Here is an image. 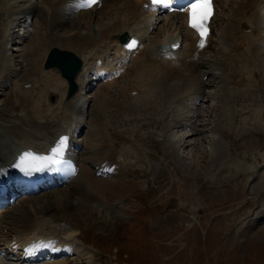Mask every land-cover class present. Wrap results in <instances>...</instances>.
<instances>
[{
  "label": "bare ground",
  "instance_id": "bare-ground-1",
  "mask_svg": "<svg viewBox=\"0 0 264 264\" xmlns=\"http://www.w3.org/2000/svg\"><path fill=\"white\" fill-rule=\"evenodd\" d=\"M82 1L0 0V11L23 5L25 20L30 15L38 19V29L32 33L25 57L14 62L8 61L3 66L4 76L0 80L1 94L14 80L18 81L21 72L33 77L25 82L27 88L20 87L17 91V97L29 103L30 109H23L20 114L10 116H4L0 110V200H3V203L0 202V264H82L80 262L87 259L86 264L96 263L95 254L89 252L88 246L78 238L79 227L71 221H64L69 223L67 225H63L64 222L61 224L58 216L50 214V209L76 210L79 214L86 210L99 211L102 208L99 199L107 200L109 194L118 195L119 189L115 185L123 175L120 174L124 167L123 152L126 148L110 152L106 148V141L101 142L100 134V137L96 136L98 132L94 134L92 129L87 136H82L88 127L87 94L99 81L102 83L96 99L102 109L106 108L117 87L134 107L146 109H150L158 98L166 94L174 95L180 89V95H174L177 97L175 102L188 113L180 123L184 128L183 134H172L170 141L178 152L193 146L195 149L191 151L198 157L205 154L212 160L217 156V143H210L207 150L202 143H189L195 139H192L195 133L188 131L200 119L204 107L202 99L206 83L202 80L204 73L201 68L207 63L201 62L200 58L209 48L212 35L207 37L205 46L200 48V38L189 27L187 13L164 15L152 8L148 0H99L92 7H82ZM225 4L226 30H230L232 35L226 33V38L218 37L220 47L225 49L223 52L228 50V57L233 62L242 58L243 53L238 51L236 54V51L243 47L247 59L241 64H254L256 68L253 69L263 71L260 76L256 70L235 72L234 69L239 67L227 63L228 72L232 71L229 74L234 77L232 90L243 92L239 94L247 95L249 100L256 103L259 100L254 93L258 89L262 99L259 103L264 105V0H227ZM30 6L35 9H26ZM98 11L100 15L96 14ZM215 17L211 18L210 23ZM94 19L96 27L92 23ZM30 25L23 23L17 27L20 26L24 33ZM11 28L12 25L9 31ZM236 28L241 31H236ZM64 29H69L71 33L62 35ZM154 29H157V33L151 37L150 32ZM20 30H17L18 34ZM235 31L241 40L236 46L232 44L236 41ZM13 34L10 31V39ZM122 34L126 35L125 42L120 41ZM56 41L65 42L64 45L76 50L82 59L81 69L75 77L77 91L68 99L65 98L66 81L57 69L40 67ZM133 42L134 45L129 47ZM241 43L243 45L240 46ZM162 46L165 49H161ZM211 65L209 71L222 68V72L225 69L224 64L219 68L216 63L213 64L215 68ZM252 82H259L255 85L257 89ZM258 117L264 125V114L255 113L254 118ZM242 122L253 126L245 119ZM256 126L257 122L254 121V130L245 133L256 131ZM61 137H66L67 141L63 150L57 153L54 149L59 147ZM263 145L264 142L257 143L258 147ZM26 153L31 154L27 157L36 164L26 170L17 168L19 160L27 158ZM258 155L251 164L263 162L264 168V156ZM57 158L69 162L76 170L75 175L64 181L57 172L51 171L56 167ZM241 161L234 165V169H228V166L222 168L227 169L232 178L252 176L256 170L247 167L249 156H244ZM257 172L252 190L256 197H261L264 192V169ZM69 189L79 194L77 199L69 195ZM41 193L47 194L36 197ZM17 197L21 198L15 202L12 198ZM6 204L11 207L4 211L8 206ZM262 220L264 204L252 225ZM247 227L251 228L249 225ZM83 245L84 249L81 250ZM70 256L75 257L69 260Z\"/></svg>",
  "mask_w": 264,
  "mask_h": 264
},
{
  "label": "rangeland",
  "instance_id": "rangeland-1",
  "mask_svg": "<svg viewBox=\"0 0 264 264\" xmlns=\"http://www.w3.org/2000/svg\"><path fill=\"white\" fill-rule=\"evenodd\" d=\"M226 1L216 0V17L211 25L209 48L200 58L201 62L208 64L201 68L204 73L202 80L206 83V97L202 99L204 107L200 119L188 129L195 133L191 137L195 139L189 143H202L206 150L210 143L219 145L214 159L211 160L205 154L196 156L191 151L195 149L193 146L178 152L170 141L172 134H183L184 128L180 123L188 113L175 102L177 97L174 95H180V89L174 95L166 94L158 98L150 109L134 107L119 87L111 95L106 108H100L96 96L101 81L87 94L88 127L82 136H87L92 129L94 134L98 132L96 136L100 134L101 142L106 141V148L110 152L126 148L123 152L124 172L121 171L120 175H123L115 185L119 189L118 195L109 194L107 200L99 199L102 205L99 211L86 210L79 214L76 210L75 213L73 210L53 207L50 214L58 216L61 224L71 221L79 227L78 238L88 246L89 252L95 254V264H264V220L252 225L264 204V192L261 197L254 195L253 179L257 171L264 168L263 162L251 164L258 154L264 156V145L261 146L263 148L257 146V143L264 142V125L260 117L254 118L255 113L264 114V105L260 104L262 99L255 86L259 82L251 83L257 89L254 94L259 101L256 103L249 100L247 95L239 94L243 92L232 90L234 77L229 74L233 72H228L227 63H234V66L239 67L234 69L235 72L242 73L255 71L253 68L256 67L247 62L241 64L247 59L243 47L236 51V54L238 51L243 53L236 62L228 57V50L223 52L225 49L220 47L218 37L226 38V33L232 35L230 30H226ZM23 7L0 11V80L8 61L14 62L25 57L31 37L38 29L35 16L30 15V22L25 20ZM27 8L35 9L33 6ZM96 14L100 15L99 11ZM23 23H32L24 33L20 26L17 27ZM92 23L95 26V19ZM9 24L12 25L11 34L14 32L11 39ZM236 31V41L232 42L235 46L241 41ZM68 33H71L69 29L61 32L62 35ZM156 33L157 29H154L150 36L155 37ZM64 43L56 41L51 47L70 50L81 58L76 50ZM215 63L218 68L225 65L224 71L221 72L222 68L209 71L211 64L215 68ZM255 72L259 76L263 73L260 70ZM19 76L18 81L14 80L0 94V110L4 116L17 115L31 107L17 97V91L27 88L25 82L33 77L25 72ZM252 118L257 122L256 131L245 133L254 130ZM242 119L253 126L244 125ZM244 156L250 158L247 167L251 166L256 171L252 176L245 175L242 179L230 177L224 168L228 166V169H234ZM67 191L77 199L79 194L75 190ZM43 194L47 193L36 197ZM73 257L70 256L69 260ZM87 261L80 263L86 264Z\"/></svg>",
  "mask_w": 264,
  "mask_h": 264
},
{
  "label": "snow or ice",
  "instance_id": "snow-or-ice-1",
  "mask_svg": "<svg viewBox=\"0 0 264 264\" xmlns=\"http://www.w3.org/2000/svg\"><path fill=\"white\" fill-rule=\"evenodd\" d=\"M95 0H87L88 4L94 3ZM155 3H164L167 7L168 0H154ZM213 15L212 0H192L188 10V24L189 27L196 30L200 36V47L204 46L205 37L208 34L207 24L211 16ZM129 45V47H132ZM67 138L61 137L58 141L59 147L54 149L55 152L60 153L66 145ZM31 154L26 153L25 156ZM55 162V161H53Z\"/></svg>",
  "mask_w": 264,
  "mask_h": 264
},
{
  "label": "water",
  "instance_id": "water-1",
  "mask_svg": "<svg viewBox=\"0 0 264 264\" xmlns=\"http://www.w3.org/2000/svg\"><path fill=\"white\" fill-rule=\"evenodd\" d=\"M121 40H125V35L121 36ZM81 64L82 60L73 52L59 49L54 46L50 48L47 54L46 61L44 62V68H58L61 76L66 78L68 82L67 97H69L77 88L74 77L78 69L81 67Z\"/></svg>",
  "mask_w": 264,
  "mask_h": 264
}]
</instances>
